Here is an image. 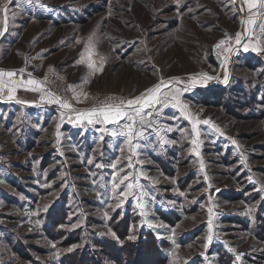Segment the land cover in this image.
I'll return each mask as SVG.
<instances>
[{"label":"rangeland","instance_id":"1","mask_svg":"<svg viewBox=\"0 0 264 264\" xmlns=\"http://www.w3.org/2000/svg\"><path fill=\"white\" fill-rule=\"evenodd\" d=\"M5 4L0 69L47 75L46 87L75 109L109 96H139L161 78L177 77L171 87L188 88L181 101L199 121L212 123H198L197 137L192 122L168 104L148 117L151 127L136 125L143 134L134 138L133 154L121 131L125 121L74 123L75 114L41 100V93L18 87L10 100L5 88L0 264H67L71 253L80 258L70 264H121L99 239L122 242L116 218L128 211L130 239L149 229L164 240L161 264H264V51L253 50L264 48V9L241 10L237 0H0V9ZM93 33L106 63L83 85L88 99L76 103L68 86L88 72L75 62ZM226 36L233 39L216 48ZM202 73L217 79L189 87ZM126 173L142 187L125 197L120 192L128 181L119 180ZM210 216L213 240L204 248Z\"/></svg>","mask_w":264,"mask_h":264},{"label":"snow or ice","instance_id":"2","mask_svg":"<svg viewBox=\"0 0 264 264\" xmlns=\"http://www.w3.org/2000/svg\"><path fill=\"white\" fill-rule=\"evenodd\" d=\"M233 3H236V0H232ZM243 5L247 6V10L252 12L253 9H264V0H243ZM243 10V7L241 8ZM0 11L3 12V18L0 20V24L3 27H0V36H3L4 33L8 30V20H9V9L7 4L3 6ZM257 13H253L250 15L246 21L248 24V32H252V25L255 24V16ZM241 33H237L235 36V43L237 45L241 44ZM95 33L91 34L88 37V40L85 42V47L81 52L79 58L75 62L76 64L84 65L88 72L82 78L80 84L78 85H69V89L73 92V99L76 103H83L88 99V93L83 91V85L89 84L91 82L90 77L95 76L96 74H102L104 65L106 63V59L103 55H100L96 51V44L94 41ZM233 37L226 36L225 39H221L216 45V48H221L226 45L229 41H231ZM76 43H80L79 40ZM244 50L247 51V45L244 46ZM253 50L255 51H264V48L258 46H254ZM227 51L231 52V47L227 48ZM98 56L99 59H94V57ZM36 57L34 59H37ZM225 62H227V57H225ZM27 64V61H26ZM49 73H54L55 69L53 66H49ZM25 74H27V79H25ZM7 78V80L5 79ZM15 78V79H14ZM59 79H63V77H58ZM217 79V77L209 76L207 73L200 74L199 78L196 76L191 77V81L189 87L194 86L196 83H206L209 80ZM228 77L225 75L223 82L227 83ZM48 76L46 75L43 79L33 78V74L27 72V67L21 68L19 70H4L0 69V93H3L5 88L8 89L7 99H14L15 93L18 87H22L27 91L39 92L41 93V100H47L48 103L57 104L62 109H67L76 113L74 123L83 124L85 121L87 124H119L121 120L125 121V123L121 127V131L127 136V142L130 145V150L135 154V149L139 148V144L133 143V140L137 136H141L143 133L137 131L136 125H148L152 126V121L148 119L151 117L153 112H159L163 110V107L168 104H174L175 107L179 108L181 113L192 122V130L196 133V136L199 137V129L197 128L198 123L203 124H211L210 120L199 121L196 116H194L189 110L188 105L183 103L180 99L182 95V91H187L188 88H184L183 90L180 88H172L171 85L176 82H180L179 78L173 77L169 80H164L163 78L160 81L153 85L151 88L145 89L139 96H134L131 98H122L117 96H109L106 97L103 101L99 102L96 105H93L87 109H75L73 104L68 100L63 99L58 96L51 90H49L46 85L48 83ZM167 88V91H163V89ZM77 89H80L77 91ZM21 103H25V101H19ZM63 115V114H62ZM213 127H216L213 125ZM59 128V125H57ZM220 131L219 128L216 129ZM116 132H113L112 135H116ZM233 143H236L233 141ZM193 145L197 144V140L192 141ZM195 150V149H194ZM197 155L199 153L197 152ZM129 167H132L131 164V156L129 157ZM118 163V161H117ZM113 168H116V164H112ZM119 175V172H117ZM143 172L139 173V176H144ZM125 181H128L125 184V188L120 192L121 196H128L132 194L133 189L141 188L142 186L139 183V177L132 178L130 173H126L122 177H120L119 183L124 184ZM118 185L116 183L113 184V188H117ZM209 213H212V208L208 209ZM39 223V221H37ZM208 236L207 243L203 245L204 248H207L209 244H211L213 240V228H212V218L210 216L208 221ZM151 227L152 224L149 223ZM113 235H115L113 233ZM132 238V237H130ZM55 248V244L52 245ZM75 247V246H73ZM180 245L176 244V248H179ZM72 249H68L71 251ZM232 251H235L232 249ZM56 255H59L57 252ZM239 259V257H237Z\"/></svg>","mask_w":264,"mask_h":264},{"label":"trees","instance_id":"3","mask_svg":"<svg viewBox=\"0 0 264 264\" xmlns=\"http://www.w3.org/2000/svg\"><path fill=\"white\" fill-rule=\"evenodd\" d=\"M51 215H54L53 211H50ZM117 221L122 222V229L121 232L118 230L119 238L122 239H109V238H102L99 239L101 241V244L104 246H107L106 248H111V252L117 254L120 259L119 263L121 264H133L130 263L131 260H134L138 262L139 264H143L144 262L153 263V258L159 257L160 261L158 264H161L163 262V259L167 257L164 253L163 247L165 246L164 240L158 238L151 230L149 229H143V231L140 232L139 238L137 239H130L129 234L131 233V228L133 226L132 220L133 215L131 214V211H128L127 214L124 216H121L119 218H116ZM116 225V224H115ZM124 231V232H123ZM91 250V248H88ZM87 248L85 250L89 252ZM84 251V253L86 252ZM87 254V253H86ZM83 258L87 255L82 254ZM93 256V255H92ZM138 256V257H137ZM140 258L141 262L134 258ZM80 256L71 253L68 258L66 259L67 264H70V260L79 259ZM126 259V261H125Z\"/></svg>","mask_w":264,"mask_h":264},{"label":"crops","instance_id":"4","mask_svg":"<svg viewBox=\"0 0 264 264\" xmlns=\"http://www.w3.org/2000/svg\"><path fill=\"white\" fill-rule=\"evenodd\" d=\"M237 1H239V6H240V8H241V6L243 7V8H246V5H243V0H237ZM242 3V4H241ZM1 94H3V93H1ZM79 109H86V108H79ZM70 111V110H69ZM71 113H73V114H75L76 115V113L75 112H72V111H70Z\"/></svg>","mask_w":264,"mask_h":264},{"label":"water","instance_id":"5","mask_svg":"<svg viewBox=\"0 0 264 264\" xmlns=\"http://www.w3.org/2000/svg\"><path fill=\"white\" fill-rule=\"evenodd\" d=\"M219 58V57H218Z\"/></svg>","mask_w":264,"mask_h":264}]
</instances>
